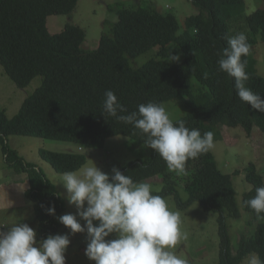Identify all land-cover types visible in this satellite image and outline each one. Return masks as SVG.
Here are the masks:
<instances>
[{
    "label": "trees",
    "instance_id": "16d2710c",
    "mask_svg": "<svg viewBox=\"0 0 264 264\" xmlns=\"http://www.w3.org/2000/svg\"><path fill=\"white\" fill-rule=\"evenodd\" d=\"M78 1L0 0V66L18 88L42 78L12 118L0 109L1 153L6 166L27 179L24 197L32 204L38 241L58 232L57 218L65 210L64 199L34 163L7 146L8 136L75 146L99 145L107 138L124 136L145 144L146 136L139 130L102 113L106 90H112L127 108L121 115L137 111L139 104L150 101L162 105L184 101L187 113L178 120L201 134L213 132L214 142L226 141L228 128L240 127L250 135L256 127L264 133V112L253 110L239 99L234 79L219 71L217 64L218 53L227 47L225 37L232 36L231 30L235 34L244 32L251 45L249 55L242 58L247 61L249 76L245 83L264 99V78L258 75L251 56L257 39L264 43V8L245 15L244 0H189L199 12L187 17L184 32L177 34L178 23L170 13H161L150 5L111 6L108 9L115 13L116 20L104 22L97 47L84 51L81 45L85 32L80 27L68 24L59 33L50 34L46 26L48 17L72 13ZM154 47H159V59L151 58L136 69L129 65V59ZM169 51L180 53L182 61L165 62ZM193 78L203 89H191ZM218 125L225 127L224 131H218ZM39 157L58 174L76 170L86 162L76 152L40 150ZM120 171L134 182L160 183L161 190L153 194L172 196L179 210L198 203L203 210L217 214L218 264H242L250 253L264 260V219H258L253 234L241 237L232 252L226 218L238 220L240 212L231 176L218 169L210 150L187 161L186 175L169 171L152 148L146 163L130 161ZM245 180L251 187L242 195V207L257 218L244 202L255 195L257 187L264 186V176L250 164ZM179 188L185 199L179 195ZM52 205L55 216L46 213Z\"/></svg>",
    "mask_w": 264,
    "mask_h": 264
},
{
    "label": "clouds",
    "instance_id": "9594fccd",
    "mask_svg": "<svg viewBox=\"0 0 264 264\" xmlns=\"http://www.w3.org/2000/svg\"><path fill=\"white\" fill-rule=\"evenodd\" d=\"M225 39L227 47L218 53V70L234 79L242 102L264 112V99L245 83L249 76L247 61L242 58L251 50L248 37L241 32ZM178 59L172 56V60ZM207 75L205 72L204 77ZM127 111L112 90L105 91L102 113L139 130L146 136L147 147L154 149L168 170L178 176L187 174V161L213 147V132L201 134L186 127L184 120L174 123L162 104L150 101L139 104L137 111L120 114ZM56 184L63 185L65 198L77 209L75 214L57 218L70 232L49 234L38 241L36 231L27 223L0 230V264H66L69 235L85 231V256L95 264H188L174 250L179 241L187 239L181 230L180 214L171 210L162 196L154 195L150 184L134 182L116 167L111 174L105 173L91 159L76 170L59 174ZM244 203L258 219H264V186L257 187L255 195ZM46 213L55 216V206L47 207ZM78 216L85 222L83 226ZM113 234L115 238H109ZM247 264H264V260L250 253Z\"/></svg>",
    "mask_w": 264,
    "mask_h": 264
},
{
    "label": "rangeland",
    "instance_id": "374dc122",
    "mask_svg": "<svg viewBox=\"0 0 264 264\" xmlns=\"http://www.w3.org/2000/svg\"><path fill=\"white\" fill-rule=\"evenodd\" d=\"M244 14L249 15L256 9L264 8V0H244ZM116 5H126L128 7H144L152 6L161 13H170L174 15L178 23L177 34L184 32V21L187 17L198 14L196 9L189 0H79L74 11L68 15L50 16L46 20V26L50 34H56L70 24L78 26L85 32V39L81 45L84 51H92L97 45L100 36L104 32L103 23L114 22L116 16L114 12H110L108 7ZM245 31L248 32V29ZM244 33V32H243ZM232 36L235 35L231 30ZM159 47L151 48L134 59H129V65L133 68H139L147 60L151 58L159 59L156 54ZM172 56H178V60H172ZM251 56L256 61V71L258 75L264 78V43L257 39L252 49ZM182 61L180 53L169 51L165 62L177 64ZM42 78H34L25 88H18L4 73L0 66V109H3L8 118H12L18 112L23 100L30 96L41 84ZM191 89L198 91L203 87L193 78L191 80ZM171 119L177 121L187 113L184 101L172 100L163 103ZM218 131H224L225 127L216 126ZM226 141H215L210 149L218 169L225 174L231 176V181L235 191V199L240 212V218L233 220L226 218L228 226V236L230 239L231 249L234 254L238 240L241 237H249L255 231L258 224V218L251 213H247L242 207V195L246 193L251 185L246 182V169L253 164L255 171L264 176V133L258 128H253L250 135H246L240 127L228 128ZM7 146L15 150L26 161L34 163L44 175L55 186L60 197L64 199V214H75L77 209L74 205H70L65 198L67 193L62 184H56L59 174L54 172L52 168L42 161L39 157L40 150L52 152H69L75 149L76 153L82 154L86 158V162L91 159L97 167L105 173L111 174L113 167L119 170L130 161H140L146 163L151 155V148L147 145L135 141L124 136H114L105 139L99 145L93 146H75L68 142L54 141L48 139L8 136L6 138ZM79 147V149H78ZM72 149V150H70ZM236 172L239 174L236 175ZM12 176L17 174L9 169L0 147V196L9 191V182ZM22 179H27L24 174ZM152 186L153 192L161 190L162 185L154 181H144ZM16 185L9 193V198L14 200L13 204H26V209L17 211V213H8L0 211V230L7 231L8 227L16 223H27L34 230L36 229V220L33 215L31 202L24 197L26 185ZM179 195L182 199L186 198V194L179 188ZM169 208L177 211L181 218V230L187 234V239L178 242L174 249L176 254L186 259L188 264H218L219 255V237L217 232V214L207 212L198 203H192L188 208L179 210L176 207L172 196H166ZM22 200V202H20ZM29 206V207H27ZM17 218H11L16 216ZM83 226L85 222L77 217ZM58 221V220H57ZM70 230L58 221V232L56 234H67ZM55 235V234H54ZM109 238H115L113 236ZM70 245L66 250V264H95L85 256V248L88 242L87 233H76L69 235ZM248 256L243 258L242 264H247Z\"/></svg>",
    "mask_w": 264,
    "mask_h": 264
},
{
    "label": "crops",
    "instance_id": "0c3cea01",
    "mask_svg": "<svg viewBox=\"0 0 264 264\" xmlns=\"http://www.w3.org/2000/svg\"><path fill=\"white\" fill-rule=\"evenodd\" d=\"M72 149H73V151H69V152H75V149L74 148H72ZM72 149H70V150H72ZM22 178H23V176L17 175V176H12L10 179H8V182L10 184L9 191L0 196V211H6L8 213H17V211L23 210V208L26 207L25 203L20 204V205L13 204L14 200H11L9 198V193L15 185L17 188L18 186L25 184V179H22ZM25 185H26L25 189H27L28 184H25ZM20 202H22V200ZM27 207H29V206H27ZM24 209H26V208H24ZM17 217H18L17 214H16V216H11V218H17Z\"/></svg>",
    "mask_w": 264,
    "mask_h": 264
}]
</instances>
